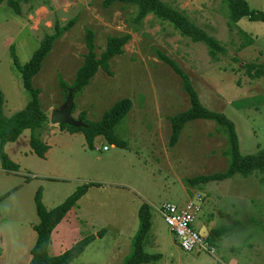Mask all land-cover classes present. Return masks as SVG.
Wrapping results in <instances>:
<instances>
[{"label": "rangeland", "instance_id": "obj_1", "mask_svg": "<svg viewBox=\"0 0 264 264\" xmlns=\"http://www.w3.org/2000/svg\"><path fill=\"white\" fill-rule=\"evenodd\" d=\"M161 1L186 14L225 53L212 60L205 45L192 43L152 16L136 26L132 22L135 8L120 3L104 8L103 0H49L55 8L30 12L23 5L19 16L23 27L10 21L13 12L0 4L4 117L27 103L13 63V57L19 65L29 61L23 47L31 49L30 54L38 47L26 30L40 42L45 33H52L56 20L64 25L73 18L75 25L54 43L32 80L33 87L41 90L40 108L49 116L51 109L64 104L57 77L72 83L86 53L85 28L95 33L98 55L109 36L129 34L131 39L124 53L110 62L112 75L98 71L76 95L72 117L77 120L85 112L87 121L96 122L118 101L132 102L131 111L116 130L127 149L110 146L102 138L89 149L82 134L61 131L49 119L51 127L40 134L49 147L43 159L32 153L27 130L16 142L5 145L4 152L18 171L7 172L0 165V264H28L36 237L34 196L39 189L44 207L50 210L87 183L99 187L90 188L55 228L50 256L104 230V236L90 243L71 264H122L138 230L139 208L147 204L151 227L144 251L161 256L152 264H264V174L187 186V179L225 171L226 137L214 122L199 120L187 124L178 143L168 146L169 118L186 110L189 103L179 77L156 54L160 51L178 64L205 108L234 123L240 153L254 154L264 146V88L261 80L245 74L243 66L264 65V21L244 18L229 28L223 0ZM245 1L250 10L264 15V0ZM247 39L252 43L243 46ZM193 194L202 198L195 230L207 235L214 229H227L214 246V256L184 253L156 211L162 203L184 202Z\"/></svg>", "mask_w": 264, "mask_h": 264}, {"label": "trees", "instance_id": "obj_2", "mask_svg": "<svg viewBox=\"0 0 264 264\" xmlns=\"http://www.w3.org/2000/svg\"><path fill=\"white\" fill-rule=\"evenodd\" d=\"M31 0H0L18 17L22 15V5L30 3ZM116 3L135 8V16L132 20L134 25H140L147 16H152L156 20L167 23L180 36L189 39L192 43L203 44L208 49V54L212 60H216L218 55L225 53L224 47L213 37L209 36L202 29L194 25L186 14L164 3L161 0H103L102 6L108 8ZM228 19V27L234 25L242 19L249 21L260 18L264 21V15L250 10L245 0H223ZM29 12L31 10H28ZM76 19L69 20L61 25L57 20L53 25L51 34L45 33L40 40L38 47L33 51L29 61L19 65L13 57V63L20 74V84L24 96L27 98L25 107L11 115L4 117L2 113L4 98L0 91V165L2 170L7 172H17L18 166L11 162L4 152L5 145L14 143L24 131H29V146L32 153L43 159L49 147L40 139L41 131L48 125L47 114L40 108L39 96L41 90L32 85L33 78L39 73L43 61L50 54L54 43L75 25ZM129 34L121 36H109L106 39L105 48L99 55L96 53L95 33L85 28L83 42L86 53L83 56L81 66L75 71L71 84L66 83L60 76L57 77L58 88L65 102L69 90H73L72 99L80 94L91 82L98 71L111 76L110 62L121 56L124 46L130 41ZM252 40L247 39L243 46L249 45ZM10 49H12L10 47ZM158 59L181 81L182 89L188 97L189 106L186 110L175 114L169 118L170 134L168 146L174 147L179 140L184 127L194 121H212L224 133L227 142V149L223 152L224 157L228 158L225 171L212 175L197 176L187 179L186 184L189 188H196L210 182H221L232 178L235 175L248 177L256 173L264 174V146L250 155H242L239 150V141L235 126L224 114L217 113L205 108L198 94L194 90L189 77L179 68L178 64L165 56L162 52L156 51ZM245 74L250 79L261 80L264 88V65L247 64L243 66ZM132 108L129 99H122L107 110L102 117L96 121H87L85 112H81L77 118L84 126L72 128L67 125H59L61 131L70 134H82L89 149H92L97 138H102L110 146L127 149V143L119 139L116 130L128 116ZM75 110L73 105L72 113ZM30 179V178H27ZM92 187H99L98 184L87 183L75 189L61 204L47 210L42 203V192L39 189L34 196L35 213L38 223L33 226L35 232V242L30 249V260L28 264H71L85 250V248L96 240L104 236V230H100L95 235H89L76 243L68 250L58 256H50L48 248L51 243L52 234L55 228L66 218L76 203ZM8 195V194H7ZM190 197V196H189ZM139 226L131 245L130 254L123 260L122 264H152L160 260L158 254L152 255L144 251L145 239L151 227V214L149 206L143 204L138 211ZM226 228L211 230L206 232L198 231L205 237L207 243L214 248L219 238L226 233Z\"/></svg>", "mask_w": 264, "mask_h": 264}, {"label": "built area", "instance_id": "obj_3", "mask_svg": "<svg viewBox=\"0 0 264 264\" xmlns=\"http://www.w3.org/2000/svg\"><path fill=\"white\" fill-rule=\"evenodd\" d=\"M106 149L104 147L103 150ZM201 202L199 194H193L180 203L165 202L159 208V215L178 240L179 247L184 253H207L214 256L215 249L194 227L202 210Z\"/></svg>", "mask_w": 264, "mask_h": 264}, {"label": "water", "instance_id": "obj_4", "mask_svg": "<svg viewBox=\"0 0 264 264\" xmlns=\"http://www.w3.org/2000/svg\"><path fill=\"white\" fill-rule=\"evenodd\" d=\"M73 90H69L65 99L64 104L56 110H53L50 114L49 122L51 125H67L72 128H80L84 125L75 120L72 117V109H73V99H72Z\"/></svg>", "mask_w": 264, "mask_h": 264}, {"label": "crops", "instance_id": "obj_5", "mask_svg": "<svg viewBox=\"0 0 264 264\" xmlns=\"http://www.w3.org/2000/svg\"><path fill=\"white\" fill-rule=\"evenodd\" d=\"M0 4H2V6H4L5 4L4 3H0ZM23 5H25V9H26V11H28V10H34L35 8H41V9H44V10H47V9H53V8H55V7H52L51 6V4L49 3V0L47 1V0H45V2H37V3H35V2H33V0H31L30 1V3H28V4H23ZM23 5H22V10H23ZM6 6V5H5ZM38 6V7H37ZM6 11H9V12H12L7 6H6ZM12 14V16L10 17L11 18V20L10 21H12V22H14V23H16L17 24V27H23L22 26V23H20V21H22L21 19H20V17H18L17 15H15V14H13V13H11ZM26 32H27V34H28V36L31 38V40L33 41V43L34 44H36L37 46H38V44H39V40H38V38H36V36L34 35V34H32V32L30 31V30H26ZM37 42H38V44H37ZM37 48V47H36ZM23 49V51L24 52H26V56H28V58L30 59V57H31V55L32 54H30V52L32 51L31 49L28 51V48L26 49L25 47H23L22 48ZM33 53V52H32ZM61 107V106H60ZM60 107H58V108H60ZM52 110H56L55 109V107L53 108V109H51L50 110V113L52 112ZM45 113L47 114V112L45 111ZM49 113V114H50ZM47 117H48V119L50 118V115L48 116L47 115ZM52 126V125H51ZM51 126H49V125H47V127H51ZM32 151V150H31ZM30 178V177H29ZM161 206V205H160ZM160 206L156 209V211H157V213L159 214V208H160ZM208 231V230H207ZM207 233V232H206Z\"/></svg>", "mask_w": 264, "mask_h": 264}]
</instances>
